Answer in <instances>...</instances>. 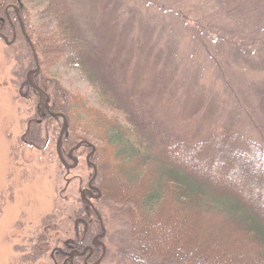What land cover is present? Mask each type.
I'll list each match as a JSON object with an SVG mask.
<instances>
[{
  "label": "rangeland",
  "instance_id": "rangeland-1",
  "mask_svg": "<svg viewBox=\"0 0 264 264\" xmlns=\"http://www.w3.org/2000/svg\"><path fill=\"white\" fill-rule=\"evenodd\" d=\"M49 1L19 0L7 6L6 12L20 15L11 21L15 30L0 32V264H56L60 259L53 252L64 246L66 238L87 237L91 232L98 236V215L107 235L104 246L109 257L104 264L111 258L117 262L131 227L127 205L98 196L95 187L94 195L89 194L94 172L90 160L103 163L104 174L97 177V184L121 196L142 191L152 182L158 156L145 161L139 178L137 166L115 164L112 148L104 144L103 120L123 118L122 114L106 103L103 93H97L93 80L79 66L57 60L54 54L45 58L43 47L36 48L34 56L26 36L38 41L58 28L60 5L49 8ZM66 2L69 22L107 48V54H120L118 61L126 68H116L118 76L123 74L116 90L124 93L128 103L150 107L163 129L184 141L195 142L211 128L217 130L197 143L193 153L200 155L198 163H205L203 167L222 188L239 185L244 193L236 195L245 201L259 200L257 196L264 200V0ZM111 14L117 26L127 23L118 35L107 19ZM45 65L52 83L87 96L95 111L91 116L82 111L80 121L69 128L77 146L72 157L68 152L73 141L58 145L65 115L42 114L38 105L44 104L45 96L40 98L24 85L28 80L38 83L33 72ZM143 134L152 141L159 139L148 130ZM93 144L104 147L97 160L89 155ZM165 200L160 217L168 221L169 232L175 219L180 232H174L181 237H204L206 242L214 235L231 254L253 249L231 222L221 225L223 232H206L205 221L187 220L169 196ZM231 259L230 264H236L237 258Z\"/></svg>",
  "mask_w": 264,
  "mask_h": 264
},
{
  "label": "trees",
  "instance_id": "trees-1",
  "mask_svg": "<svg viewBox=\"0 0 264 264\" xmlns=\"http://www.w3.org/2000/svg\"><path fill=\"white\" fill-rule=\"evenodd\" d=\"M18 2L19 0H0V10H2L0 11V15L2 14L0 16V32L6 33V31L15 30L12 22L17 20V11L15 14L9 12L13 20L10 22L6 10L7 6ZM66 4V0H50L48 3L49 8L60 5V8L56 9L58 17L60 16L56 31L42 36L38 41H32L31 37L26 36L34 56L35 49L43 47L45 58L54 54L57 60L69 61L79 66L90 80H93L97 93H103L106 103L122 114L123 118L116 115L109 118L110 122L105 119L103 120L105 123L99 122V124L105 125L104 144L112 148L115 164L137 166L140 172L136 173V178H139L145 171V165L149 162V158L152 155L158 156L155 162L156 173L152 182L142 191L121 196L109 194L107 190L105 191L97 184L104 174L101 175L103 163L91 160V162L94 161L95 169L91 176L92 182L94 184V181H97L94 186L100 192L99 196L114 201L118 200L127 205L126 214H128L131 225L128 237L118 250L117 262L111 258L112 261L108 264H230L232 257L237 258L236 264H264V200L261 196H257L259 200L245 201L241 195H236L238 192L244 193L239 185L238 187H232V185L227 189L222 188V185L216 184L218 179H214L203 167L205 163H198L201 161L198 152L193 153L199 147L198 142L208 140L209 136L217 130L211 128V131L209 130L205 136L198 138L195 142L184 141L179 135L164 130L162 124L154 119L155 115L150 107L144 103L136 104L131 101L128 103V99L123 97L124 93L116 90L117 82L122 80L123 76V74L118 76L119 71L117 72L116 68L118 65H121L122 71L126 68L124 62L118 61L120 54H107V48L104 49L99 45L100 43L87 38L73 22H69L67 19L69 6ZM108 7L111 8V6ZM107 19L114 24L112 30L117 35L127 27V23L124 22L120 24V27L117 26L112 14L108 15ZM128 50L130 49L128 48ZM45 66H38L33 72L35 78L39 79L38 83L28 80L24 85L33 88L35 94H38L40 98L45 96L44 104L38 105L39 109L44 110L42 114L51 118L59 116V113L65 115L66 124H62L60 138L62 140H59V144L60 146L66 145L74 140L69 128H72L74 122L80 121V113L86 110L88 116H91L95 111H91L93 107L89 105L90 101L87 96L79 97L77 94L67 92L60 83H52L46 75L49 68L47 65ZM98 67L102 70L101 75ZM112 92L119 96H115ZM48 108L55 110L58 114L51 113ZM146 130L151 134V137L159 139L152 141L146 136L144 137L143 133ZM73 143L74 141L71 143V150H69L72 154L77 147H74L75 143ZM101 151L104 154V147L98 149L93 144L89 155L97 160L99 155L97 153H101ZM161 154L166 159L165 163L161 160ZM101 184L105 185L104 182ZM168 196L171 198V203L177 207L178 212L183 213L182 216L187 220L193 217V219L200 218L205 221L206 232H223L221 225L224 226L231 222L232 224L229 223V225L240 230L245 239L253 244V249L246 248V253L243 254H231L218 245L220 240L216 239L214 235L208 237V242L203 241L204 237L193 240L187 236L188 234L181 237L180 233L174 232L175 230L180 232L175 219L172 221L173 226L169 232L165 227L168 221L161 218L163 205ZM230 217L231 220H229ZM98 220L101 226L100 233H102L105 225L102 227L103 223L99 217ZM92 233L87 237L66 238L64 250L71 247L69 243L74 244L73 246L78 247L79 250H83L88 243L90 246L84 253H75L72 259L67 253L59 251L57 254L60 257L58 264H104L109 257L106 258L108 252L107 246H104L107 235L104 232L99 235V238H96ZM216 250L226 259L225 263L219 259ZM86 255H89L87 260L84 259ZM254 259L257 260L254 262L252 261Z\"/></svg>",
  "mask_w": 264,
  "mask_h": 264
},
{
  "label": "flooded vegetation",
  "instance_id": "flooded-vegetation-1",
  "mask_svg": "<svg viewBox=\"0 0 264 264\" xmlns=\"http://www.w3.org/2000/svg\"><path fill=\"white\" fill-rule=\"evenodd\" d=\"M19 15H20V14L17 13V18H19ZM7 16L9 17L10 22L13 21L12 18H11V16H10V13H9V12H7ZM2 19H3V17H2ZM13 25H14V24H13ZM20 25H21V26L24 25V23H23L22 20L20 21ZM22 29H25L24 26L22 27ZM25 30H26V29H25ZM15 35H16V33H15ZM92 164H93V162H92ZM92 189H94V187H92L91 189L89 188V194H90L91 196L94 195ZM101 223H102V222H101ZM102 226H103V224H102ZM65 243H66V242H65ZM73 245H74V244H70V243H69V246H71V247H68V249H66V250H64V247H63V246H61V247H57V248H55V250H54V252H53V255L56 256V255H55V252L62 251V252L67 253V254L70 256L69 258L72 259V257L75 256V255H74L75 253H78V252H83V253H84V252L86 251L87 247L90 246V244L88 243V245L86 244V246L84 247L83 250H79L78 247L73 246ZM91 251H92V249H91ZM88 256H89V255H86V257H85L84 259L87 260V259H88ZM58 259H60V257H59ZM65 261H66V258L64 259V262H65ZM56 264H58V263L56 262Z\"/></svg>",
  "mask_w": 264,
  "mask_h": 264
},
{
  "label": "water",
  "instance_id": "water-1",
  "mask_svg": "<svg viewBox=\"0 0 264 264\" xmlns=\"http://www.w3.org/2000/svg\"><path fill=\"white\" fill-rule=\"evenodd\" d=\"M52 113H54V114H58V112H52ZM59 114H60V113H59ZM61 114L64 116L63 113H61ZM65 124H66V123L64 122V125H65ZM61 133H62V130H61ZM58 145H59V144H58ZM58 152H59L58 155H60V157H61V159H62V162H64V164H66L65 161H64L63 155H62L61 152H60V148H58ZM75 161L77 162L76 158H75Z\"/></svg>",
  "mask_w": 264,
  "mask_h": 264
}]
</instances>
